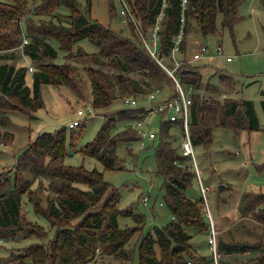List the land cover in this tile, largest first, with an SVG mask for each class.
Returning a JSON list of instances; mask_svg holds the SVG:
<instances>
[{
    "label": "trees",
    "instance_id": "trees-1",
    "mask_svg": "<svg viewBox=\"0 0 264 264\" xmlns=\"http://www.w3.org/2000/svg\"><path fill=\"white\" fill-rule=\"evenodd\" d=\"M85 1L82 8L78 0H0V50H14L22 44L25 35L29 41L23 45L24 54L30 60L39 61L30 72V84L26 81L29 73L26 65L0 63V125L9 119L5 115L8 111L19 110L32 117L34 111L43 107V84L68 85L77 90L76 68L70 63L50 62L61 50L72 52L76 44L79 55L119 71L112 73L93 65L86 67L92 87L90 104L94 111L111 109L110 105L116 99L124 100L129 95L144 96L154 88L163 92L164 80L170 79L172 84L174 81L146 50L141 35L148 36L152 26L159 22L158 51L165 63V58L171 57L179 33L182 35L180 46L191 29L197 28L204 36L214 34L218 15L222 27L232 28L239 19L241 3V0H186L182 5L181 0H124L133 17V21L128 18L127 23L138 38L134 41L90 16L91 0ZM31 4L38 16L51 15L63 4L70 9L69 23L52 19L35 21L29 13ZM108 6L111 16H121L119 9L114 11L112 0H108ZM84 39L96 44L98 49L83 51L80 41ZM172 63L166 65L173 66ZM194 67L181 63L177 69L180 81L188 87L192 98L188 126L194 147L202 145L207 148L218 127L235 134L260 129L251 99L231 97L221 100L199 95L203 80L200 71ZM129 72H139L143 77L133 78ZM230 76L219 75L225 80ZM147 79L157 85L151 87ZM191 89L197 91L190 92ZM142 96L139 98H146ZM169 96H176L175 85ZM261 108L264 112V99ZM113 113L105 115L94 138L79 149L84 156L98 159L105 170L124 167L117 148L123 143L131 152L132 142L142 139L132 122L146 115L143 107H124L113 110ZM81 121L76 126H80ZM119 123L127 125L118 130ZM70 129L72 141L79 132L73 127ZM154 133L152 142L155 139L158 142L154 149L155 173L163 178V199L171 212V220L145 232V215L129 207L119 208V189L106 181L100 170L65 162L69 147L64 128L41 133L26 144L13 167L6 172L0 171V240L12 239L17 233L34 238L50 234L41 223L26 218L21 207L24 195H27V202L34 212L55 228L46 241H36L13 254L9 258L12 264H86L97 254L115 255L127 260L128 263L124 264H130L135 252L137 264H215L212 251L203 255L196 249L192 240L194 234L189 231L207 233L210 222L203 209L202 195L193 198L186 194L187 188L193 185L196 172L190 166V159L180 151L181 121L161 119L159 130ZM12 139L13 133L0 131V141L10 142ZM259 169L264 170V160ZM35 179L39 184L33 189L31 184ZM39 190L47 191L46 196L42 197ZM238 201V217H250L264 223V189L246 191ZM127 216L135 223L120 226L118 218ZM135 236L137 240L130 256L125 248ZM217 248L219 264H234L229 256L246 251L258 252L251 258L253 264H264V241L260 238L245 243L220 235Z\"/></svg>",
    "mask_w": 264,
    "mask_h": 264
},
{
    "label": "rangeland",
    "instance_id": "rangeland-1",
    "mask_svg": "<svg viewBox=\"0 0 264 264\" xmlns=\"http://www.w3.org/2000/svg\"><path fill=\"white\" fill-rule=\"evenodd\" d=\"M78 1L81 3L80 7L83 8L86 5L85 0ZM240 2L239 19L232 25V28L222 27L221 18L218 15L217 29L214 34L204 36L197 28L191 29L186 33L181 46L179 42L180 52L176 54V57L181 60L182 64L195 66L194 68L200 71L203 83L198 90L199 95L216 97L221 100L233 97L234 99L248 98L253 101L260 129L240 131L235 134L227 128L218 127L214 131L212 143L207 148L202 145L194 148L197 167L201 172V181L209 187L207 199L210 212L214 217L218 233L217 239L222 235L223 238L250 243L259 238L264 241V223L250 217L245 219L238 217L237 204L242 193L264 189V170L259 169L264 160V112L261 108V101L264 99V0H241ZM112 4L114 11L120 10L119 0H112ZM90 6V16L97 21L105 26H110L121 36H127L134 41L138 40L137 36L128 28L127 20L122 18V14H120L121 16L109 14L108 0H91ZM29 8L31 11L29 13H32L35 21L52 19L64 24L69 23L67 16L70 9L63 4L55 13L45 16L35 14L32 4ZM22 23L24 22L22 21ZM24 38L27 39V42L29 41L24 35L22 44L14 50H0V63L24 64L27 67L32 65V70L29 69L26 79L30 84V72L34 70L39 61L30 60L24 54L23 45L27 43ZM80 44L83 51L92 52L98 49L97 45L88 39L81 40ZM76 45L72 52L59 51L58 57L50 62L70 63L76 68L77 90L68 85L43 84L41 94L44 106L34 111L32 117L19 110L8 111L5 114L9 119L0 125V131L13 133V139L10 142L0 141V171L6 172L13 167L18 154L39 134L64 128L69 147L64 156L65 162L72 165L83 164L87 168L100 170L104 179L119 189L118 207L121 209L129 207L136 213H143L146 219L143 231H151L155 226L171 220V212L163 199V178L155 173L154 149L158 143L157 139L152 142V138L147 136L142 141L132 142V153L128 151L126 144L121 143L117 148V154L120 159L124 160V167L118 170H105L98 159L84 156L79 150L86 142L94 138L105 115L114 114L113 110H121L127 106L123 103V99L114 100L110 105L111 109H106L103 112L97 109L93 117L86 118L81 121L80 126L73 127L76 132H79V135L71 141L70 132L72 129H70L69 123L78 117L76 114L78 107L90 104L92 100V87L86 67L93 65L105 72H119L110 66L95 63L79 55L76 52ZM200 45H206L210 50L194 59L193 54L201 50ZM218 45L221 46V51H218ZM227 56H231L229 61L226 60ZM170 59V56L166 57L164 64H171ZM202 62L207 64H200ZM224 73L231 74L230 78L220 79L219 75ZM128 75L137 79L143 77L139 72H129ZM147 81H150L151 87L157 85L149 79ZM164 81L162 87L168 92L172 91L174 88L172 81L170 79ZM184 89L188 90V87L185 85ZM195 91L191 89L190 92ZM161 94L157 95L158 100L162 99ZM139 96L142 95L139 94ZM145 96L147 94L142 97ZM161 119H163L162 115L156 112L147 115L141 119L142 125L139 128H146L148 132H157ZM132 123L137 128L138 122ZM123 125L124 123H119L117 129H122L127 124ZM189 163L195 172L194 164L191 160ZM38 184L39 180L35 179L31 187L35 189ZM39 192L42 197L47 194V191L39 190ZM186 194L193 198L201 197L197 172L193 185L187 188ZM145 195L147 196L146 203L142 200ZM21 207L27 219L41 223L49 231L50 234L47 235L49 237L55 227H50L49 222L43 216L34 212L31 204L27 202V195L23 196ZM204 212L208 218L205 209ZM118 220L120 226L135 223L130 216L119 217ZM221 228L224 229L220 230ZM189 231L194 234L192 240L196 249L203 255L210 254L211 249L207 243L209 230L207 233L194 232L192 229ZM136 236L125 248L130 256H132V247L137 240ZM48 237H25L21 233H17L12 239L3 238L0 242V264H12L13 261L9 258L13 257V254L21 252L22 248L36 241H46ZM257 253V251L235 252L229 256V260L234 264H253L251 258ZM137 260V252H135L130 264H137ZM123 262L128 263L127 260L115 255L97 254L94 260L86 264H124Z\"/></svg>",
    "mask_w": 264,
    "mask_h": 264
},
{
    "label": "built area",
    "instance_id": "built-area-1",
    "mask_svg": "<svg viewBox=\"0 0 264 264\" xmlns=\"http://www.w3.org/2000/svg\"><path fill=\"white\" fill-rule=\"evenodd\" d=\"M186 0H181V4L184 5V2ZM120 3V14H122V18L124 20H127L130 18L133 19L132 13L129 9V6L125 3L124 0H119ZM133 21V20H132ZM159 22L157 21L155 25L152 26L148 36L141 35L143 37V42L145 45L146 50L150 53L152 57H154L157 62L166 70L168 75L172 78L175 85V95L176 96H170L166 99H157V95L161 92L159 88L154 89V91H151L145 96V99H141L138 97H134L132 95L125 96L123 103H125L127 108H133V109H139L140 107H143L144 111L146 112V115H152L155 112L162 115L164 120L167 121H181L182 126V139H181V147L180 151L183 156H187L195 167V172H197L198 180H199V187L202 195V201H203V207L208 215V218H210V228H209V234H208V244L209 248L212 251L213 259L215 264L218 263V257H219V248H217V233L215 230V222L214 217H212V214L209 209L208 205V199H207V192L209 190V187L207 185H204L201 181V172L199 171V168L197 167V159L195 157V147L193 144V141H191L190 137V130H189V119H190V106L192 103V98L189 95V91L184 89V85L180 81V77L177 74V69L181 66V60L176 57V54L180 52L179 50V42L181 41L182 35L181 33L178 34V37L175 40V44L172 47L171 51V59L173 62V66H167L164 64L162 59L159 57ZM26 39V38H24ZM27 42V39L25 40ZM200 51L195 52L193 54V58L197 59L200 56L203 55L204 52L209 51L208 47L206 45H200ZM218 51H221V46H217ZM231 56H227L226 60H230ZM28 69L32 70V65L28 67ZM77 118L73 119L69 123V127H74L80 122L82 119L93 117L96 113L94 111V108L90 104H84L81 107H78L76 110ZM137 128L138 132L142 134V139L144 137L153 138L155 133L150 131L148 132L146 128H139L142 125V120L140 119L137 121ZM143 200H147V196L143 197ZM146 203V201L144 202ZM1 242V240H0Z\"/></svg>",
    "mask_w": 264,
    "mask_h": 264
},
{
    "label": "crops",
    "instance_id": "crops-1",
    "mask_svg": "<svg viewBox=\"0 0 264 264\" xmlns=\"http://www.w3.org/2000/svg\"><path fill=\"white\" fill-rule=\"evenodd\" d=\"M200 64H207V63L206 62H202ZM167 92L168 91H165V90L163 92H160V94L162 93L161 95L163 96L162 99H166V98L170 97L169 96L170 92H168V93Z\"/></svg>",
    "mask_w": 264,
    "mask_h": 264
}]
</instances>
